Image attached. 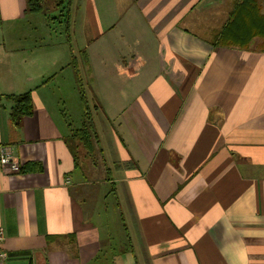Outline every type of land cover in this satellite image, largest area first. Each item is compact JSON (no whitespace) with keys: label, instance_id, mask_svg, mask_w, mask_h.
Here are the masks:
<instances>
[{"label":"crops","instance_id":"0c3cea01","mask_svg":"<svg viewBox=\"0 0 264 264\" xmlns=\"http://www.w3.org/2000/svg\"><path fill=\"white\" fill-rule=\"evenodd\" d=\"M57 1L0 0L6 263L264 264V32L220 45L264 0H68L79 28L58 38ZM83 146L108 176L77 173Z\"/></svg>","mask_w":264,"mask_h":264},{"label":"rangeland","instance_id":"374dc122","mask_svg":"<svg viewBox=\"0 0 264 264\" xmlns=\"http://www.w3.org/2000/svg\"><path fill=\"white\" fill-rule=\"evenodd\" d=\"M63 2V3H60V2ZM58 6L57 7H53L54 9H51L50 10V15L55 18L53 20H51V27L53 28V31H54V35L58 37H65L69 34H75V32L78 30L79 26L77 24V18L74 16L71 20V22L68 24L67 22V18H68V0H58ZM44 7L45 9H47L46 7V4H44ZM43 11V10H42ZM76 12H73V14H75ZM33 19H36L37 17L34 16L32 17ZM41 18V17H39ZM70 24L72 25V28H71V32L68 31V27L70 26ZM27 31H33L34 29L33 28H25ZM35 31L37 32L36 35H40V34H43L44 32V28L42 25H40L38 28L35 29ZM52 31V32H53ZM62 82V81H60ZM62 107H64L62 105ZM89 110H88V121H90L91 119V113L92 115H95V108L93 107V101L91 100V98H89ZM103 111V110H102ZM100 111V112H102ZM99 115H101L99 113ZM72 121L74 123V125L76 127L79 126L80 124V118H79V115L76 114L72 116ZM112 152V149L111 147H109V152ZM82 152H84L83 154L79 153V156H78V161H79V165L82 167V169H78V172L77 173H80L83 172L85 173L84 174V177L89 180V181H92V180H96L97 178L96 177H99V176H95L94 178V175L96 174L95 171H94V167H98L97 169V173L98 175H101L104 173V175H109L108 171H106V166L104 164V161L102 159V157L100 156V154L98 155L97 154V151H93L91 150L90 148H86L83 146L82 148ZM102 163V165H101ZM105 168L104 171L101 170V168ZM101 167V168H100ZM111 169V168H110ZM107 173V174H106ZM76 178V177H75ZM107 187L110 189V185ZM104 188H102L103 190ZM105 215V213H104ZM104 218V216H103ZM105 220V218H104ZM106 222V226L109 225V227L111 228V230L113 231L115 229V226L112 224V222H108V221H105ZM116 225V224H115ZM105 228V227H104ZM106 229V228H105ZM119 231V223H117V242L119 241V235H118V232Z\"/></svg>","mask_w":264,"mask_h":264},{"label":"trees","instance_id":"16d2710c","mask_svg":"<svg viewBox=\"0 0 264 264\" xmlns=\"http://www.w3.org/2000/svg\"><path fill=\"white\" fill-rule=\"evenodd\" d=\"M43 1L44 0H28V11L35 12L43 8ZM64 2V1H63ZM62 1L60 3H63ZM246 2V1H245ZM228 32V30H227ZM264 32V25H260L259 27L255 26L253 29H249V32L246 33L244 36H231L232 38L238 39L236 43L226 41V37L221 40L223 42L220 45H232V46H239V47H246L249 45V41L258 35V33ZM224 35V34H223ZM264 48V45L262 46ZM8 98L13 101L14 106L12 108L11 116L14 121H20L25 117H29L33 114L34 106L32 101V94L25 93L19 96H8ZM86 139L88 141L89 147L92 149L93 146V139L91 134H86Z\"/></svg>","mask_w":264,"mask_h":264},{"label":"built area","instance_id":"2783aa9c","mask_svg":"<svg viewBox=\"0 0 264 264\" xmlns=\"http://www.w3.org/2000/svg\"><path fill=\"white\" fill-rule=\"evenodd\" d=\"M0 164L3 169L18 173L21 171L19 163L14 159L13 155L6 149L2 148L0 152ZM5 242V233L2 228H0V264L6 263V252L2 249L3 243Z\"/></svg>","mask_w":264,"mask_h":264}]
</instances>
